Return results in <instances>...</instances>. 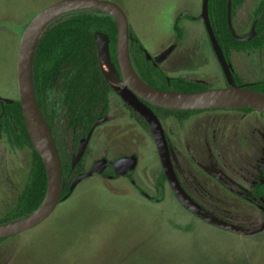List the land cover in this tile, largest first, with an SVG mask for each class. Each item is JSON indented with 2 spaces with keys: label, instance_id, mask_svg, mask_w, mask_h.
Masks as SVG:
<instances>
[{
  "label": "rangeland",
  "instance_id": "374dc122",
  "mask_svg": "<svg viewBox=\"0 0 264 264\" xmlns=\"http://www.w3.org/2000/svg\"><path fill=\"white\" fill-rule=\"evenodd\" d=\"M57 1L0 0V95L3 97L19 95L17 57L24 29L42 9ZM109 1L124 10L130 35L137 34L148 52L158 54V57L175 42L174 25L180 18L184 34L167 61L166 66L171 70L168 71L169 76L205 79L208 69L213 72L207 82L209 87H224L223 81L216 76V65L211 55L212 46L221 58L214 38L210 46L206 37L208 32L205 33L202 24H192L184 18L188 14L197 16L202 9V0ZM247 58L237 60V70L246 82L254 83L255 79L264 76V67H249ZM185 65H199L204 69H183ZM108 77L116 83L117 77L112 74ZM229 79V86L234 85V80ZM116 89L120 94L124 91L119 86ZM246 117L252 122L259 115L253 112ZM126 123L129 126L136 124L125 119ZM136 129L131 127L122 134L139 157L134 175L142 178L139 177L135 185L123 175L111 178L105 174H93L84 179L59 202L47 220L0 244V264H264V230L242 235L214 226L191 213L200 209L182 190L176 196L161 191L156 179L161 166L165 171L166 168L163 162L160 163L156 140L148 134H138ZM202 135L205 139L211 138L205 130ZM133 137L137 144L132 142ZM122 152L125 157L130 155L127 149ZM200 158V154L197 157L191 153L179 154L181 170L188 176L192 174L191 178L197 182L208 184V171L200 169ZM13 160L9 165L0 162L2 185L13 183L12 189L3 187L9 200L0 199V216L16 205V193H22L30 172L29 162L17 159L13 163ZM210 163L217 165L218 172L212 173L216 180H237L238 168L235 165L239 162L233 154L220 152L216 160L211 157L205 161V168ZM170 171L171 168L169 174ZM138 186L152 195L153 200L162 201L147 200ZM208 186L211 188L210 184ZM165 191H170L169 187L166 186ZM211 192L206 194L211 199L203 202L222 215L216 213L214 216L223 222L244 229L263 221L255 207L244 211L236 201L229 200L223 190ZM6 195L3 194L4 197ZM210 204H214L213 207Z\"/></svg>",
  "mask_w": 264,
  "mask_h": 264
},
{
  "label": "flooded vegetation",
  "instance_id": "af4514ba",
  "mask_svg": "<svg viewBox=\"0 0 264 264\" xmlns=\"http://www.w3.org/2000/svg\"><path fill=\"white\" fill-rule=\"evenodd\" d=\"M229 11L230 25L228 22L227 13L228 28L231 31L234 39H238L239 41L245 43L244 47L240 49H238L233 42H230L221 50L217 44L213 30L212 37L211 32L207 28V25H210V11L208 6L207 19H205L203 14V0L201 12L197 16L188 14L184 16V18L192 24L194 22L202 24L205 33L208 32V34L206 33V37L210 46L212 38H214L221 56L220 58L211 46V55L214 59L217 72V75L216 73L215 75L223 81L224 87L229 86L230 82L226 70L230 72V78L232 80L237 78L244 86L255 85L258 82L263 81L264 76L255 79L256 81H254V83H248L245 81V78L240 75L236 64L239 58L248 57L246 63L249 65V67H264V0H239L237 4L235 3L234 6L228 9L227 12ZM180 23L181 19L178 18L174 25L176 32L175 42L172 43L171 48H169L159 57L157 56L158 54H150L138 35L133 33V35L137 36L143 45L142 52L145 55L146 60H148L152 65L150 68V74L152 78L154 81H157L159 85L167 88L162 90L176 91L172 89L173 85L171 84V81L182 79L200 83L205 85L207 89H214L210 88L207 83L213 74V72H209L208 69H206V74H208V76L205 79H191L185 76H169L168 71L171 70L166 66L167 61L175 53L184 34ZM182 67L183 69H204L199 65H185ZM115 70L116 74H111L114 77L122 79L118 60ZM108 82L110 89H108L109 93L107 96V101L101 106L94 122L91 124V126H89L88 129H86L84 126L81 127L80 123L75 125V123L71 122L70 118L66 116L62 102L59 99V92H54L53 110L51 114H47L52 123L51 132L55 141L54 145L60 161L66 164L69 163L73 170H84L83 172L77 174L74 179L78 175L98 167V169H94L91 175L105 174L111 178L123 175V177H125L127 180H130L131 183L135 185L138 182V178L141 177V175H134L136 172L135 169H138L139 157H137L135 152L130 149L128 141L123 138L124 135L122 134L124 132H128L131 127H136L137 132L139 131L138 134L144 136L148 134L153 138V140H155V136L145 116L133 106H131L125 99V96L128 94L134 95L135 93L130 88H125L118 82L113 83L109 79ZM116 86L123 88V93H118ZM0 97L3 99V101H0V162H3L4 165H9L11 159L14 158L13 163H16L17 159L19 161L24 160L25 162L30 163L31 168L34 156L33 150L27 142L24 131L19 129L13 120L10 113V107L5 106V104L9 105L15 100H19V95L14 96L13 98L3 97L2 95H0ZM139 99L154 113L152 106L155 105L143 100L142 98ZM253 112L257 113L259 117L251 122L250 119H246V116ZM157 118L160 122L162 131L164 133L163 135L166 139L167 156L169 153V167L171 168L169 176L161 166L160 175H158L156 179V185L159 186L163 193L171 192L174 196H176V194L182 190V192L190 196V199L194 202V204L199 207L200 210H198V212L200 214H204L208 217L215 218L223 222L224 220L214 216L216 213H219L211 209L205 202H203L205 200L209 201L211 199V197H207V193L212 194L211 191L214 190L218 193V191L223 190L230 197L229 200H232L233 203L236 201V203L239 205L238 207H242L244 211H246L249 207H255L258 209L263 217V221L261 223L264 222V193H260L262 186H264V112H245L238 109L210 110L198 112L188 117H181V115L176 114H163ZM125 119L133 121L136 124L129 126L128 123L125 124ZM108 125L110 126L107 127ZM203 130H205V134L211 136V138H206L209 142L204 138L205 136L202 135ZM91 131L92 134L89 137V133ZM150 137L148 138L150 139ZM85 140L87 141L84 153L80 160H78L74 165V159L79 152L81 144ZM132 142L134 144L138 143L134 137ZM124 144H126L127 148H124ZM125 149L129 150L130 152V155L127 157H125L122 152V150ZM112 150L117 152L114 153ZM220 152L231 153L233 154V158L238 160L239 164H237V166L235 165V167L238 168L237 180H229V182H221L216 180L214 176L215 174L212 173H217L218 168L217 165H214V163H210L209 167L205 168V161L209 160L211 157H214L216 160V157L219 156ZM181 153H191L195 157L200 154V169L202 170L203 168L208 171L206 174L208 175L207 177L210 178L208 184L211 185V188H209L208 184L197 182L191 178L192 174H189V177L181 170L182 167L179 160V154ZM123 159H135V165L133 169L121 174L116 171L115 164L116 162ZM159 160L160 163H162L160 155ZM162 175L165 178L163 180V185H161ZM169 177L173 178L176 184V190H174ZM205 180H207V178ZM12 184L13 183H4L3 186L0 180V199H3L4 201L9 200L7 198L6 192L3 191V187L6 189H12ZM217 184H220L221 187H218ZM166 186L169 187L170 191H165ZM220 188L222 190H220ZM138 189L140 190L141 195L147 200L155 202L162 201V199L153 200L152 195H149L146 191L141 190L140 187ZM3 194H5L6 197H4ZM20 194L17 192L16 197H19ZM210 205L213 207L214 204ZM10 210L11 208L5 212V214ZM189 212L191 211L189 210ZM191 213L205 222H208L200 214L195 212ZM220 216L222 217V215ZM208 223L212 224L210 222ZM229 225L236 226L235 224Z\"/></svg>",
  "mask_w": 264,
  "mask_h": 264
},
{
  "label": "trees",
  "instance_id": "16d2710c",
  "mask_svg": "<svg viewBox=\"0 0 264 264\" xmlns=\"http://www.w3.org/2000/svg\"><path fill=\"white\" fill-rule=\"evenodd\" d=\"M238 1L208 0L210 25L221 50L230 42H233L238 49L244 47V42L234 39L227 23L229 2L231 8ZM101 35L108 39L110 59L116 68L118 28L115 18L105 11L84 10L63 15L58 21L48 27L37 43L32 66L34 92L54 143L51 132L52 123L47 114H51L53 110V94L55 91L59 92L58 96L66 116L75 125L80 123V126H84L86 129L91 126L101 106L107 101L110 86L108 79L103 73L97 47V38ZM142 48L143 45L137 36L129 35L130 60L137 75L141 80L153 87L167 89L152 78L150 74L152 65L146 60ZM234 83L235 86L249 88L264 95V80L255 85L244 86L236 78ZM171 84L173 85V90L183 92L207 89L205 85L183 79L173 80ZM5 106L10 107L11 116L17 127L24 131L34 156L26 186L19 195L16 205L8 213L0 216V225L35 213L42 206L48 189L46 169L31 142L20 100H15L9 105L5 104ZM152 107L156 117H160L163 114H176L181 115V117H188L198 112L210 110L238 109L245 112L255 111L245 107L204 109H167L156 105ZM60 163L63 175V192L61 195V200H63L72 191L71 183L74 177L84 170H73L69 163L66 164L62 161ZM164 179L162 175L161 185H163ZM260 191V193H264V186H262ZM8 240L9 238L0 240V244Z\"/></svg>",
  "mask_w": 264,
  "mask_h": 264
},
{
  "label": "water",
  "instance_id": "95a60500",
  "mask_svg": "<svg viewBox=\"0 0 264 264\" xmlns=\"http://www.w3.org/2000/svg\"><path fill=\"white\" fill-rule=\"evenodd\" d=\"M229 9H230V2H229ZM84 10L105 11L110 13L115 18L118 28L116 56H117L120 72L122 74V79L117 78L116 82L122 84L125 88L127 87L130 88L136 94V95L128 94L126 96V101L136 110H138L142 115H144L147 121L149 122L155 136L159 155L162 159L164 167L166 168V173L169 176H170L169 174L170 167L168 166L167 147L160 122L158 118L155 116V114L143 102H141L139 98H142L143 100L158 107L167 108V109H199V108H172L167 106V104L181 103L184 105H188V104H197L203 100H217L219 98H223L233 103V106L223 107V108L245 107V108L254 109L255 111L258 112H264V95L252 89L241 86L230 85L223 88L207 89L204 91L181 92V91L162 90L145 83L137 75L131 64L130 54H129V33H130L129 22L127 15L125 14L121 6L109 0H59L57 2H54L51 5L42 9L24 29L21 36L19 49H18V57H17V75H18L20 102L24 114L26 128L30 136L31 142L34 146V149L41 157L46 169L47 178H48V189L46 193V198L42 206L35 213L16 221L1 224L0 240L8 239L17 236L19 234H22L24 232H27L33 228H36L54 213V211L59 205V202L61 201V195L63 192L61 163L54 142L52 141L49 127L44 117L42 116L41 110L36 100L33 78H32V66H33V58L37 43L39 42L40 38L45 33V31L48 29V27L54 22L58 21L63 15L73 12L84 11ZM203 14L205 16V19H207L208 0H203ZM45 20H49V21L45 25L41 35L38 37L32 55L29 56V45L33 32ZM228 22L230 25V11L228 12ZM207 28L211 32V36L213 37L212 29L209 24L207 25ZM97 47H98L100 63L103 60L106 63L107 67L109 68L110 72L116 74V70L110 59L108 39L105 36L102 35L99 36L97 38ZM131 69L136 73L140 81L146 87L139 86L135 83L131 75ZM102 70L105 73L103 67ZM226 71L229 78L230 72L228 70ZM106 77L109 79L107 75ZM244 92H248V94L241 95ZM0 101H3L1 97H0ZM35 111L38 112V114L41 116V118L43 119V121L47 126L49 140L55 150V153L50 149L49 145L42 139V137L39 134V131L35 125ZM91 134L92 131L89 133V137ZM86 141L87 140H85L81 144L79 152L74 159V163H73L74 165L82 157L85 150ZM134 165H135V159H123L116 162L115 169L118 173L122 174L128 170L133 169ZM95 168L98 169V167ZM95 168L91 169L86 173L78 175L71 183V190L74 189L81 181L88 178L92 174ZM169 178L171 179V184L174 190H176V184L173 178L171 177ZM47 200L48 203H46ZM195 213L200 214L198 211H195ZM200 215L205 220L216 226L222 227L226 230H230L232 232L239 234H254L264 229V222L251 229H240L236 226L229 225L225 222H222L215 218L208 217L204 214H200Z\"/></svg>",
  "mask_w": 264,
  "mask_h": 264
},
{
  "label": "bare ground",
  "instance_id": "6f19581e",
  "mask_svg": "<svg viewBox=\"0 0 264 264\" xmlns=\"http://www.w3.org/2000/svg\"><path fill=\"white\" fill-rule=\"evenodd\" d=\"M114 13V12H112ZM49 20H45L34 32L30 41V45H29V56L32 55L34 46L36 44V41L38 39V37L41 35L45 25L48 23ZM102 67L105 71V74L107 76L111 75V72L109 70V68L107 67L106 63L102 60ZM131 75L135 81V83L139 86L142 87H146L138 78V76L136 75V73L131 69ZM248 92H244L241 95H247ZM167 106L172 107V108H199V109H203V108H223V107H231L233 106V103L223 99V98H219L217 100H203L197 104H188V105H184L181 103H168ZM35 125L39 131L40 136L42 137V139L49 145L50 149L55 153L54 148L52 147V144L50 143L49 140V136H48V129L47 126L45 124V122L43 121V119L41 118V116L38 114L37 111H35ZM48 203V200L47 202Z\"/></svg>",
  "mask_w": 264,
  "mask_h": 264
}]
</instances>
